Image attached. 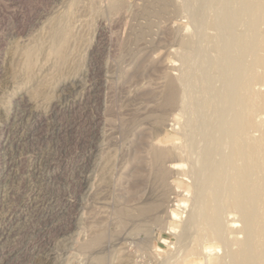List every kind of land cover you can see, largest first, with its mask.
Here are the masks:
<instances>
[{"label": "rangeland", "instance_id": "obj_1", "mask_svg": "<svg viewBox=\"0 0 264 264\" xmlns=\"http://www.w3.org/2000/svg\"><path fill=\"white\" fill-rule=\"evenodd\" d=\"M119 1L124 7L130 3L128 10L124 8V20L109 11L115 0H0V259L3 258L0 264H159L163 258V261L167 259L165 264H172L182 255L180 251L178 256L179 245L187 239H182L181 226L190 212L193 192L192 177L189 175L188 182L180 174L182 169L188 172L190 164L183 157L167 159V164L177 163L181 168L167 176L169 186L161 188L150 151L153 145L170 149L175 142H179L174 145L178 146L183 141L179 131L185 122L184 115L178 110L176 114L175 108L164 110L156 101L160 100L158 93L165 84V75L175 72L167 66L179 65L172 50L175 46L179 48L180 30L189 26V17L177 10L175 13L174 8L182 0L169 1V15L155 13V5L161 0ZM131 3L138 7L135 5V9ZM150 4L155 7L149 8ZM141 9H145L144 13ZM146 10L149 13L145 14ZM116 17L119 20L115 21ZM162 17L167 21L161 20ZM149 20L153 22L152 27L147 25L152 24ZM137 24L139 29V25L142 27L141 33ZM99 25L105 32L98 36ZM130 39L139 40L138 44L135 42L136 47L134 42L129 43ZM125 50L132 54L123 53ZM152 57L154 60L150 61ZM135 64H141V70ZM142 91L149 95L144 98ZM141 102L147 108L143 109ZM146 102L150 105H145ZM99 117L100 124L95 122ZM158 119L162 120L161 124ZM94 129L98 131L96 138L92 136ZM185 171L183 174H187ZM98 185L102 186L98 188L101 193ZM70 202L75 207L67 209ZM150 202L157 203L158 207L143 219L138 211L152 205ZM89 209L96 215L86 223L84 217ZM124 210L129 217L133 214L131 218L116 215ZM173 212L178 219H171ZM93 224L95 228L89 227ZM89 229H99L104 234V242L86 254L78 252L72 245L76 241L74 235L79 232L88 235ZM81 233L77 236L83 239L85 235ZM220 247L219 243L211 244L214 254L222 253ZM146 253L149 258H145Z\"/></svg>", "mask_w": 264, "mask_h": 264}, {"label": "bare ground", "instance_id": "obj_2", "mask_svg": "<svg viewBox=\"0 0 264 264\" xmlns=\"http://www.w3.org/2000/svg\"><path fill=\"white\" fill-rule=\"evenodd\" d=\"M169 1L170 0L157 1L156 3L157 5H155L157 8L156 10H154L155 13L168 14V8L171 3ZM127 4H126V7L128 6V8H130L129 7L130 3L128 5ZM172 4L173 6L171 5V7L173 8L175 2H173ZM110 5L111 3L109 4V6ZM135 5L133 6L136 9L137 5L136 6ZM151 5L154 6L153 4H150L149 8L151 7ZM124 6L125 5H123L121 1L115 0V2L112 3V7L111 8L109 7L110 9L109 11H111L113 14H116L118 17H121V18L123 17V20H124L125 15L123 14L125 13L124 8H126ZM142 6L143 5H141V7ZM134 7H133V10L136 11ZM174 9H175V13L177 10L178 13L182 12V14L187 15L186 17H189V26L181 28L180 31L182 32V36H181L182 38L180 39L179 48L175 46L176 49L172 50V53L174 54V56L175 57L177 56V59L179 61L177 63H179V65H177V67L175 66V64H169L167 66V69L175 70L176 73L175 72L172 73L173 71L172 72L169 71V74L165 75L166 76L165 84L163 85V89L159 91L160 93H158L159 95H161L160 100H157L156 102L157 103L159 102V104L164 108V110H171L172 108H175L174 111L176 114L177 112H179L181 115H184L185 122H183V126L180 125L181 131H179L182 134L181 138L183 139V141H182V144L180 141V145L178 146L177 145L174 146L175 144H179V142L177 143L175 142L174 145H171L172 148L170 149L169 148L168 149L158 148L152 144L153 147L151 151L148 148H147L148 150H146V152L150 151V153L152 154V160L154 163V167L156 169V172L158 173V179L156 180L158 181V184L161 188L169 186L167 183L168 181L167 176L172 174V172L175 171V169H177L178 171L179 168H181L180 165L177 163L167 164L166 163L167 159L169 158L172 159V157H181L182 159L183 157L186 161L189 162L188 164H190V169L188 172L185 171L186 169H182V171L184 170L185 172H187L188 175L183 174L184 171L180 174L181 171H179V174L181 176H185L186 178H188V182L190 180V176L192 177V182L190 183V185L192 184L191 191L193 192V197H192L191 207L189 210L190 212L183 226H181L182 231H183L182 239L183 241H186L185 239H187V241L186 243L184 242L182 243L181 241L182 243L181 245L183 244L184 245L183 246L179 245L180 249H178L179 250L178 256H180L179 255L180 251L182 252L181 253L182 255L180 257L177 256V252H178L177 249L173 250V252L175 253V256H177L178 258L176 257L177 259H175L172 264H264V0H182V3ZM143 10L145 11V9ZM134 11H133V14H134ZM149 11L150 10H146L145 14L149 13ZM138 13L141 14V11H138ZM109 14H110V17H112L111 13ZM172 14H174V11H172ZM172 14L171 16H173ZM143 15H141L140 18H142ZM152 16H155V14H152ZM155 17L156 19L159 20L157 16ZM174 17H176V15ZM177 18L178 17H176V19ZM114 19L115 21L119 20L117 19V17ZM161 20H163V17ZM187 20L188 18L185 19L184 21H187ZM149 21L152 22L151 20ZM163 21H167V20H163ZM157 24L159 25V23ZM147 25L151 26L153 25V22L152 24L151 23L149 24L148 22ZM160 25L162 26V24ZM139 26L141 29H139L138 24H137V28L140 30V33H141L142 27L141 25ZM156 26L157 25H155V27ZM169 27H172V26L169 25ZM169 27L167 26V28ZM162 28L163 27H161V30L163 32L164 28L163 29ZM170 29H168V31ZM129 30H131V28ZM139 30H137V32H139ZM168 31L166 34L170 32ZM104 32H105L104 27L99 25V28H98L99 34L97 33V35L98 36L102 35ZM155 32L158 33L157 31ZM175 32H178V31H175ZM161 34L163 35V33ZM171 35L172 33L170 34V36ZM130 40L131 41H129V43L134 42V39H130ZM178 40L179 39L177 38V43H178ZM138 41H135V42H137L138 44ZM168 41L170 42L171 40L169 39ZM173 44L175 43L173 42ZM134 46L136 47V43L134 44ZM141 46H144V45L142 44ZM130 50L129 52L125 50L123 51V53L128 52L129 55H131L132 53L130 54ZM137 51L135 52L137 53ZM167 53H169V51ZM171 54H169V56H171ZM132 56H131V62H132ZM172 56L170 58H172ZM174 56H173V59L175 60L176 58ZM119 57H122V56L120 55ZM140 59H142V56ZM143 59L141 61H143ZM147 60H150V59H147ZM153 60L154 58L150 61H153ZM130 65H132V63ZM140 65H136L137 67L135 68L140 69L139 67ZM161 67L164 69L163 66ZM125 71H127V69ZM129 71L130 70H128L127 72ZM90 74H93V72ZM97 78H100V77H97ZM162 79H164V77ZM143 89L144 87L142 88V90ZM143 91H142V94H143ZM137 92H138V87H137ZM153 94L157 96L156 93H153ZM143 95L145 98V96H148L149 94L144 93ZM151 98L153 99V95ZM149 102H151V100ZM145 105H150V104L146 102ZM104 107L106 108V106ZM145 107L147 108V106H144L143 109ZM147 111L148 110H146V112ZM136 112H137V109H136ZM138 112L140 113V111ZM181 117L183 118V116ZM104 119H106L105 116H104ZM158 120H159L158 122H160L161 124L162 120L161 119H158ZM100 121H101L100 117L97 118V120H95L96 123H99ZM106 127H105V130H107ZM109 130H110V127H109ZM107 132L110 133V131L108 130ZM97 134H98V131L96 133V129H94L92 132V136L96 138V136H98ZM101 134H102V131H101ZM104 136H103V139H104ZM108 140L110 141L111 139L109 138ZM103 144H105L104 140H103ZM146 146L150 147L149 144ZM109 148L111 149V147ZM103 154H104V151H103ZM146 155L147 154H145V156ZM147 159L148 157L146 158L145 161H147ZM151 161H149L148 163H150ZM170 161L171 160H169V162ZM106 164L108 165V162ZM112 164H110L109 166L110 168H112L111 167ZM143 164H144V161H143ZM185 164L188 165L187 163ZM184 166L183 168L186 167ZM114 168H115V165H114ZM121 169L123 171V167ZM146 172H148V169L146 170ZM176 175L178 176V174ZM186 175L187 176L190 175V176L187 177ZM100 183L98 184L100 185ZM78 187L80 188V186ZM101 187L99 186L97 187V189L98 188L100 189ZM99 189L98 191H100ZM176 192L178 193V191ZM152 202L150 203L152 204ZM103 204H105V206L108 205L107 203H103ZM187 206H190V205L188 204ZM69 207H75V206L73 203L70 202L67 204V209ZM157 207H158L157 203H153L152 205L149 204L146 207L140 208L138 213L141 216H143V219H144V217L149 215ZM103 209L105 210V207L102 208V210ZM89 210H88L89 214L87 213H86L87 215L85 214L86 217L82 215L85 218V220L87 219L86 223L90 222L96 215V213L95 214L92 213L95 211L90 210L91 211L90 213ZM124 211L123 212L118 211L116 215L117 216L126 215L127 217H129V213L127 215V212L125 211L126 212L125 213ZM183 211L186 212L185 210ZM183 215H187V214L183 213ZM131 216L129 218H131ZM140 219H142V217H140ZM171 219L172 220L178 219V215L175 212L171 213ZM147 222H149V220H147ZM236 223H239V225L237 226ZM82 226L84 225L82 224ZM89 227L95 228V225L94 226L91 225ZM122 227L124 226L122 225ZM181 227L179 228L180 230H178V232L181 231ZM84 228L85 227L83 228L81 227V229H84ZM124 229L125 228H123V230ZM79 230H80V227H79ZM87 232L89 233L88 235L82 232L84 233L83 235H85V237L87 236L86 239L85 237L82 239L80 238V236L79 237L77 236V234H80L81 232L77 233L76 235L73 234L76 238V241L74 240L75 242L72 244L73 246H75L74 248L75 250H78V252L85 251V254L87 250L95 249L96 247L98 249V247L101 245L104 239V234L101 233L99 229L98 231L97 230L90 231L89 229V231ZM134 233L136 234V232ZM171 235L173 234L171 233ZM179 238L180 237L178 235V239ZM213 242L220 244L221 246L220 253L222 251L221 254L219 253L220 255H217L218 252L214 254L213 250H211V244H213ZM143 243L145 244V242ZM175 243L173 245L176 246L177 244ZM69 249H71V247ZM30 252H32V250ZM173 252H171V254ZM79 254L81 256V253ZM145 258H149L148 255ZM167 258L169 260L168 255H167ZM150 259H151V256H150ZM154 259H155V256H154ZM170 259L172 260L174 259V257L173 258L170 257ZM153 261L155 262V260ZM162 261L159 262V264H161ZM165 261H163V264H165ZM168 263H170V261H168Z\"/></svg>", "mask_w": 264, "mask_h": 264}]
</instances>
